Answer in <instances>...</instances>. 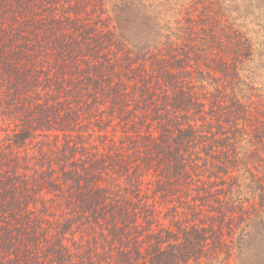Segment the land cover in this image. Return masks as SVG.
I'll list each match as a JSON object with an SVG mask.
<instances>
[{
    "label": "trees",
    "instance_id": "16d2710c",
    "mask_svg": "<svg viewBox=\"0 0 264 264\" xmlns=\"http://www.w3.org/2000/svg\"><path fill=\"white\" fill-rule=\"evenodd\" d=\"M189 2L0 0V264H264V41Z\"/></svg>",
    "mask_w": 264,
    "mask_h": 264
},
{
    "label": "rangeland",
    "instance_id": "374dc122",
    "mask_svg": "<svg viewBox=\"0 0 264 264\" xmlns=\"http://www.w3.org/2000/svg\"><path fill=\"white\" fill-rule=\"evenodd\" d=\"M185 1L187 7L190 0ZM182 5L185 6V3ZM225 5H228L229 11L238 9L243 11L244 14H237V18H239L237 23L244 27V29L242 28L244 31H250L254 41L258 43L264 41V0H226ZM225 14L227 15V12ZM259 49L263 56L264 44L259 43Z\"/></svg>",
    "mask_w": 264,
    "mask_h": 264
}]
</instances>
